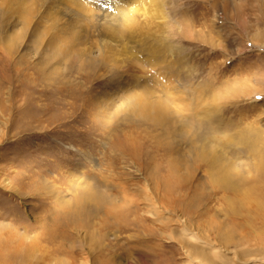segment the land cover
Wrapping results in <instances>:
<instances>
[{"label":"rangeland","instance_id":"374dc122","mask_svg":"<svg viewBox=\"0 0 264 264\" xmlns=\"http://www.w3.org/2000/svg\"><path fill=\"white\" fill-rule=\"evenodd\" d=\"M105 4L0 0V264H197L174 215L264 247V206L229 214L196 157L229 159L221 134L264 147V0H136L150 35L103 53ZM66 13L82 41L58 56ZM262 163L240 193L264 205Z\"/></svg>","mask_w":264,"mask_h":264},{"label":"bare ground","instance_id":"6f19581e","mask_svg":"<svg viewBox=\"0 0 264 264\" xmlns=\"http://www.w3.org/2000/svg\"><path fill=\"white\" fill-rule=\"evenodd\" d=\"M89 1H93V3L98 5L100 4L101 7L106 3L105 5L109 7V13L112 14V18L109 21L105 20L100 24L99 37L101 52L122 51L124 49L123 40L127 38H136V35L141 31L148 36L150 35L149 32L153 28L151 27L152 20L150 18V13L146 12L145 9H138V5L136 7L132 6L131 8L126 6L127 4L130 5L135 3L136 0H104V2L102 0ZM96 1H98V3ZM62 13L60 12L61 15H63ZM68 13H66V15ZM140 16L143 17V20H140ZM66 17H68V19H65L66 24L64 23L66 26L59 24V27L63 28V32H68L66 34H69L70 46L67 48L65 47L63 50L57 48V44H55V48H57L55 50V55L58 56H65L68 52L71 53L77 42L81 40L80 35L77 34L75 30H72V24L76 22L74 15L71 13ZM58 19L56 18L57 22ZM153 106L154 104H151L150 106L144 105L143 111H140V113L145 117L153 118L152 115L155 114L153 113V111L155 112ZM147 109L151 111L150 114L147 113ZM202 114L205 116L207 115V117L212 116L211 112L208 111H204ZM159 118L160 121L166 119L164 115L159 116ZM179 135H182V132H180ZM221 137L222 139H225V143L232 154L229 159H225L221 154H218L215 145L208 144L205 139H201V144L196 152L198 160L201 162L203 161L209 168V178L213 189L223 193L233 194V196L235 195V199L228 198L225 200V203L229 208L228 213L234 214V216L238 215L240 210L247 205L254 204L257 208H262L264 205L256 199L253 188H245L242 194L240 193V189L244 186L243 182L247 184L246 178L243 179V174L245 172L248 176H250V174H255L256 176H259L258 174L261 175L264 147L261 148V150H258L255 144L256 141L248 142L245 138H240L241 140L235 139V143L230 142L225 134H221ZM239 146H241V148H239ZM242 147L247 151L246 160L241 158V151L243 152ZM242 179L244 180L243 182ZM239 193L241 195L237 198ZM162 211L164 212L165 210L162 209ZM165 212L169 215H173L171 211L166 210ZM173 218L176 219L177 227L180 228L181 232L178 237L180 248L185 252L188 259L197 264H264L263 245L259 247L254 246L255 248L251 247V242H248V237L250 236L247 237V234L238 238L228 236L231 234L221 235L217 236L216 239L214 238L215 241L211 242L208 239H202L194 234L185 224L184 220L178 215H174ZM159 222H161V220H159ZM256 237H254L255 244H262V242L257 240L258 238Z\"/></svg>","mask_w":264,"mask_h":264}]
</instances>
